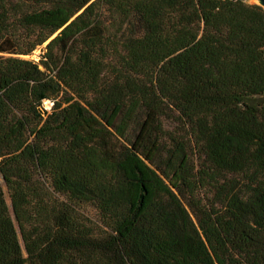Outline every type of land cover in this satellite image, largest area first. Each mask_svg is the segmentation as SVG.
Returning a JSON list of instances; mask_svg holds the SVG:
<instances>
[{
    "label": "trees",
    "instance_id": "trees-1",
    "mask_svg": "<svg viewBox=\"0 0 264 264\" xmlns=\"http://www.w3.org/2000/svg\"><path fill=\"white\" fill-rule=\"evenodd\" d=\"M0 264H264V7L0 0Z\"/></svg>",
    "mask_w": 264,
    "mask_h": 264
},
{
    "label": "rangeland",
    "instance_id": "rangeland-1",
    "mask_svg": "<svg viewBox=\"0 0 264 264\" xmlns=\"http://www.w3.org/2000/svg\"><path fill=\"white\" fill-rule=\"evenodd\" d=\"M248 3H255L254 0H247ZM43 47L44 46H38L31 55H29L28 57L32 58V59H36L39 60L41 58V54H43ZM3 190L5 192L6 198L8 200V202L10 203V197H9V193L7 190V187L5 186V184L3 183Z\"/></svg>",
    "mask_w": 264,
    "mask_h": 264
},
{
    "label": "built area",
    "instance_id": "built-area-1",
    "mask_svg": "<svg viewBox=\"0 0 264 264\" xmlns=\"http://www.w3.org/2000/svg\"><path fill=\"white\" fill-rule=\"evenodd\" d=\"M53 105H54V102H53L52 100H50V99H45V100L43 101V106H44L46 109H48V110H50V109L52 108Z\"/></svg>",
    "mask_w": 264,
    "mask_h": 264
},
{
    "label": "water",
    "instance_id": "water-1",
    "mask_svg": "<svg viewBox=\"0 0 264 264\" xmlns=\"http://www.w3.org/2000/svg\"><path fill=\"white\" fill-rule=\"evenodd\" d=\"M254 2L264 7V0H254Z\"/></svg>",
    "mask_w": 264,
    "mask_h": 264
}]
</instances>
